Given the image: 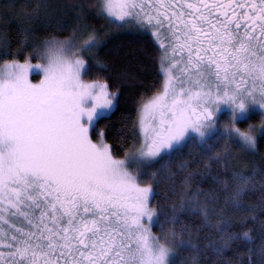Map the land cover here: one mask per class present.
Wrapping results in <instances>:
<instances>
[{"label":"snow or ice","instance_id":"1","mask_svg":"<svg viewBox=\"0 0 264 264\" xmlns=\"http://www.w3.org/2000/svg\"><path fill=\"white\" fill-rule=\"evenodd\" d=\"M67 7L70 24L36 0L26 14L53 32L30 38L24 28L22 42L31 40L43 62L13 59L0 71V264H264V161L239 160L259 151L264 115L236 126L249 104L264 109V0ZM97 18L99 28L90 23ZM125 30L158 45L163 82L137 105L130 135L117 130L120 159L96 127L117 93L83 76L85 57L109 70L101 50ZM0 46L7 49L6 34ZM30 72L42 78L33 83ZM221 104L232 109L227 134L217 128ZM159 160L163 189L160 170H151ZM161 194L173 198L163 218L152 206ZM249 221L261 230L258 245L251 228L233 227ZM204 229L217 235L201 244Z\"/></svg>","mask_w":264,"mask_h":264},{"label":"trees","instance_id":"2","mask_svg":"<svg viewBox=\"0 0 264 264\" xmlns=\"http://www.w3.org/2000/svg\"><path fill=\"white\" fill-rule=\"evenodd\" d=\"M73 2L74 0H52L54 6L53 16L62 17L63 12L72 15L67 5ZM86 2L92 3L94 0H86ZM35 3L36 0H21L14 8L5 10V13L0 14V34H6L8 41L7 49L0 46V64L13 59L23 61L27 54L32 51L31 40L27 44L22 42L24 28L29 29L28 35L30 38L53 32V28L48 27L43 18H35L26 14ZM90 23L99 28L103 21L97 18L91 20ZM55 34L66 35L67 32H55ZM161 54L158 45H153L142 39L138 34L125 30L110 35L106 47L101 50V55L109 66L108 71L98 70L88 57L85 58L89 67L83 79L89 82L95 79L106 81L110 85L109 90L117 93L115 110L107 119L100 120L96 126L97 129L104 130L105 139L112 145L114 155L117 158L124 157L120 144L117 143V138L121 134L117 130H122L126 136L130 135L131 121L136 116L137 105L151 98L154 92L162 90L163 77L159 59ZM260 121L261 116L258 113H251L247 120H241L236 124L239 127H244L249 122L259 125ZM125 125L127 127H124ZM258 139L259 151L242 154L239 157L242 164L253 162L259 164L264 161V131L258 134ZM181 154L184 157L188 156L186 146L181 149ZM196 159L200 160V156H196ZM162 163L163 160L156 167V170H160L158 187L161 189L166 183L164 170L161 168ZM202 186L208 187L209 184L205 181ZM158 199L159 206L155 202L152 206L157 208V214L163 218L165 212H170L169 205L173 203V198L169 194L168 199L165 200L161 194ZM233 227L236 230L251 228L253 244L258 245L261 242V230L258 225L253 224L251 221L246 225L236 223ZM153 230L159 237L160 228L155 226ZM216 235L212 229L202 230L200 234L201 244L214 239ZM239 247L240 250H245L243 244Z\"/></svg>","mask_w":264,"mask_h":264},{"label":"rangeland","instance_id":"3","mask_svg":"<svg viewBox=\"0 0 264 264\" xmlns=\"http://www.w3.org/2000/svg\"><path fill=\"white\" fill-rule=\"evenodd\" d=\"M20 1L21 0H0V14L2 12L5 13V7H4L5 5L11 4L13 6L12 8H14V6L17 5ZM48 2L52 5V10H54V6L52 4V0H48ZM68 11L69 10L67 9V12ZM62 17L64 18V22L66 24L72 23V15H67L65 12H63ZM66 35H68V33ZM27 58L29 59L30 63L33 64V65H36L38 63H42L43 62L41 59H38L34 54H32V51L29 54H27ZM17 61H19V60H17ZM11 62H12V60L8 61V63H11ZM19 62L23 63L24 60L23 61H19ZM4 63L0 64V71H3V64ZM41 78H42V74H37L35 72H30L29 73V79L32 80L33 83L38 82L39 79H41ZM146 101H144V102H146ZM251 113H258L261 116V119H262V115H264V109H261L259 107V105L249 104L246 111H240V112L236 113V123L241 121V120H247L249 118V116L251 115ZM231 114H232V109L228 105L221 104L220 110L216 113L217 128H221V123L224 122V121H227L231 117ZM262 132L263 131L259 132L258 134H260ZM217 146H214V147H217ZM124 158L125 157H121L120 159H124ZM160 162H161V160H159L155 164H153L151 170H156V167H157V165H160L159 164ZM154 227L155 226H153L151 228L152 234H153V236L158 238L157 233H155L154 230H153Z\"/></svg>","mask_w":264,"mask_h":264},{"label":"clouds","instance_id":"4","mask_svg":"<svg viewBox=\"0 0 264 264\" xmlns=\"http://www.w3.org/2000/svg\"><path fill=\"white\" fill-rule=\"evenodd\" d=\"M230 119H231V118H229L227 121H224V122L221 123V129H222V131H223L225 134H227V132H228V127H227V125L229 124ZM236 126L239 127L238 125H236ZM242 130H243V129H242Z\"/></svg>","mask_w":264,"mask_h":264},{"label":"flooded vegetation","instance_id":"5","mask_svg":"<svg viewBox=\"0 0 264 264\" xmlns=\"http://www.w3.org/2000/svg\"><path fill=\"white\" fill-rule=\"evenodd\" d=\"M162 72V71H161Z\"/></svg>","mask_w":264,"mask_h":264}]
</instances>
